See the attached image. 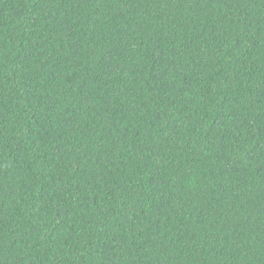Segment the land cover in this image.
<instances>
[{"label": "trees", "instance_id": "trees-1", "mask_svg": "<svg viewBox=\"0 0 264 264\" xmlns=\"http://www.w3.org/2000/svg\"><path fill=\"white\" fill-rule=\"evenodd\" d=\"M0 264H264V0H0Z\"/></svg>", "mask_w": 264, "mask_h": 264}]
</instances>
